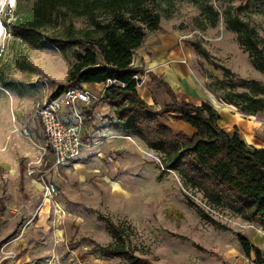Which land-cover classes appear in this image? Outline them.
<instances>
[{
	"label": "rangeland",
	"instance_id": "1",
	"mask_svg": "<svg viewBox=\"0 0 264 264\" xmlns=\"http://www.w3.org/2000/svg\"><path fill=\"white\" fill-rule=\"evenodd\" d=\"M206 1L220 16L231 7L264 38V0H158L159 29L147 36L145 46L163 42L170 54L180 53L188 77L180 75L178 85L185 93L209 94L222 128L232 131L235 125L247 145L264 148V112L243 115L219 102L220 91L208 85L222 77L215 65L262 84L264 74L252 67L222 18L203 29ZM14 5L15 0H0V264H125L102 255L100 246L112 237L101 218L123 224L127 246L151 264H258L254 252L244 254L237 234L264 252V228L211 207L177 171L164 168L161 154L128 132L99 136L102 130L92 120L80 158L48 170L51 152L35 104L51 94V82L67 79L74 49L62 52L48 43L32 48L12 37L6 24ZM87 22L74 18L72 25L87 31ZM56 30L64 33L62 27ZM192 42H199L215 65L197 55ZM162 106L156 99L152 108ZM168 117L159 119L165 123ZM41 176L55 184L53 196H44Z\"/></svg>",
	"mask_w": 264,
	"mask_h": 264
},
{
	"label": "trees",
	"instance_id": "2",
	"mask_svg": "<svg viewBox=\"0 0 264 264\" xmlns=\"http://www.w3.org/2000/svg\"><path fill=\"white\" fill-rule=\"evenodd\" d=\"M157 1L15 0L12 14L7 16V31L32 48H43L48 43L62 52L74 49L67 79L51 82L54 88L50 98L68 89L106 84L98 102L79 107L85 125L91 124L95 105L114 108L113 126L138 137L161 154L164 168L177 171L185 185L201 193L211 207L227 209L264 228V148L247 145L236 127L232 131L222 128L219 112L208 101L194 104L179 100L172 88L153 74H149L147 85L163 106L156 111L137 93L145 72L142 67L133 66L132 58L145 45L147 36L159 29ZM202 15L203 29L215 27L222 18L252 67L264 74V38L256 28L232 13L231 7L220 16L208 1L202 6ZM74 18L86 19L91 28L76 30L72 25ZM57 27H62L64 33H57ZM191 46L197 55L215 65L213 56L199 42H192ZM215 67L222 70V77L212 79L208 85L220 91L216 96L219 102L232 105L243 115L264 112V84L237 77L228 68ZM161 116L189 124L194 133L187 136L174 132L161 122ZM101 219L112 237L110 244L100 246L102 255L120 258L125 264H151L136 257L127 246L129 235L123 224ZM237 239L246 256L254 252L258 264H264V252L243 234H237Z\"/></svg>",
	"mask_w": 264,
	"mask_h": 264
},
{
	"label": "built area",
	"instance_id": "3",
	"mask_svg": "<svg viewBox=\"0 0 264 264\" xmlns=\"http://www.w3.org/2000/svg\"><path fill=\"white\" fill-rule=\"evenodd\" d=\"M103 92L98 96L87 89H68L62 94L50 98V95L39 100L35 104V111L50 148L51 160L48 170L53 167H63L80 158L86 144L83 140L84 117L79 111L80 105L91 107L99 101ZM70 109L69 116L65 114ZM48 162L45 161L44 165ZM35 169L28 170V175H33ZM44 196L51 197L56 193V186L53 182H46L43 176L40 177ZM205 204V203H204ZM205 207L212 210L209 206Z\"/></svg>",
	"mask_w": 264,
	"mask_h": 264
},
{
	"label": "crops",
	"instance_id": "4",
	"mask_svg": "<svg viewBox=\"0 0 264 264\" xmlns=\"http://www.w3.org/2000/svg\"><path fill=\"white\" fill-rule=\"evenodd\" d=\"M145 45L139 48L132 58L133 66L142 67L145 72V75L142 77V79H144L143 83L136 88L138 95L144 102L152 106L154 100H156V97L153 96L147 85L150 81L149 74H153L160 80L166 82L172 88V91L176 94L179 100H186L194 104H199L203 101H208L210 103L208 97L209 94H206L205 92H198V94L191 93L194 96V98H192L193 96L191 97L187 95L188 92L185 93L187 91L185 90L186 88L178 85L180 75L185 78L188 77L187 69L179 60L181 57L180 53L175 52L170 54L167 50V46H164L163 42L159 43L155 48L154 46L148 47ZM172 59L174 60L173 64L170 62ZM105 87L106 84H90L85 85L84 89H87L92 93H95L93 91L100 89V93H102ZM180 97L183 98L180 99ZM168 119L169 121L164 124L174 132H182L187 136H192L194 133L193 128L189 124L182 121L175 122L171 117H168ZM92 120L94 125L97 124L96 127H100L99 129L102 130V132L98 134L99 136H119V128L113 126L116 122L114 108L102 104L95 105L93 107ZM83 125V136H85V134H89V131L87 125H85V123Z\"/></svg>",
	"mask_w": 264,
	"mask_h": 264
}]
</instances>
